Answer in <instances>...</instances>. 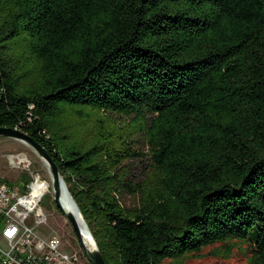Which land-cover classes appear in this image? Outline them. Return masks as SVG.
I'll use <instances>...</instances> for the list:
<instances>
[{
    "label": "trees",
    "instance_id": "obj_1",
    "mask_svg": "<svg viewBox=\"0 0 264 264\" xmlns=\"http://www.w3.org/2000/svg\"><path fill=\"white\" fill-rule=\"evenodd\" d=\"M0 127L47 150L106 264H264V0H0Z\"/></svg>",
    "mask_w": 264,
    "mask_h": 264
},
{
    "label": "rangeland",
    "instance_id": "obj_2",
    "mask_svg": "<svg viewBox=\"0 0 264 264\" xmlns=\"http://www.w3.org/2000/svg\"><path fill=\"white\" fill-rule=\"evenodd\" d=\"M113 118V117H112ZM114 119V118H113ZM116 125L124 128L123 137L129 141V146L135 156L128 158L123 162L124 170L126 171L127 182L138 183L144 180V177L148 173L149 157L147 156V146L144 140L143 130L140 126H137L130 119L115 118ZM135 127V128H134ZM130 134V138L127 134ZM127 154L131 152L127 149ZM24 157L30 162V170L24 168L25 162L11 163V159L17 160V158ZM30 172L35 173L38 179L44 181L47 184L46 193H44L40 207L46 216V223L42 226H38L35 230L47 237H56L60 240L62 248L68 252L75 253L80 256L81 264H88L89 262L84 257L81 248L76 240L75 234L71 226L66 222L61 213L56 209L51 190V181L49 173L42 163V161L36 156V154L24 143L11 139L0 137V179H4L13 184V187L18 191H21V187L27 182L30 183ZM26 176L25 183L20 185L15 184L18 181L20 175ZM49 189V190H48ZM120 202L126 208H131L136 205V200L127 193H123L120 197ZM29 223L28 221L26 222ZM79 257V258H80ZM86 263H85V262ZM193 264H244L239 261L235 256L228 260H211V259H200L192 261Z\"/></svg>",
    "mask_w": 264,
    "mask_h": 264
},
{
    "label": "built area",
    "instance_id": "obj_3",
    "mask_svg": "<svg viewBox=\"0 0 264 264\" xmlns=\"http://www.w3.org/2000/svg\"><path fill=\"white\" fill-rule=\"evenodd\" d=\"M26 119L31 121V113ZM16 158L11 163L25 162L23 167L30 170L27 159ZM36 175L30 172L31 181L21 191L0 183V264H81V257L64 250L58 238L45 237L35 230L47 221L40 207L44 193L37 186Z\"/></svg>",
    "mask_w": 264,
    "mask_h": 264
},
{
    "label": "water",
    "instance_id": "obj_4",
    "mask_svg": "<svg viewBox=\"0 0 264 264\" xmlns=\"http://www.w3.org/2000/svg\"><path fill=\"white\" fill-rule=\"evenodd\" d=\"M0 137L15 139L24 143L42 161L50 176L52 199L54 205L56 209L61 213L63 218L66 220V222L71 226L84 257L90 264H106L87 228L86 223L84 222L80 214V211L75 201L72 199L67 189V186L59 172L57 165L55 164L51 156L48 154L47 150L41 144L35 141L31 136L19 129L0 127ZM62 190L66 193V195H68L70 201L74 206L77 216L74 215L72 211H64V209L62 208ZM79 222L81 223V225H79ZM85 236L93 242V247L89 244L87 245L85 241Z\"/></svg>",
    "mask_w": 264,
    "mask_h": 264
},
{
    "label": "bare ground",
    "instance_id": "obj_5",
    "mask_svg": "<svg viewBox=\"0 0 264 264\" xmlns=\"http://www.w3.org/2000/svg\"><path fill=\"white\" fill-rule=\"evenodd\" d=\"M37 186H39L42 193H46L47 184L44 181L38 179ZM61 205H62V208L64 209V211H72L73 214L76 215V211L74 209L72 202L70 201L68 195H66V193L63 190L61 192ZM79 225H81L80 222H79ZM85 241H86L87 245L89 244L90 246L93 247V242L89 238H86V236H85Z\"/></svg>",
    "mask_w": 264,
    "mask_h": 264
},
{
    "label": "snow or ice",
    "instance_id": "obj_6",
    "mask_svg": "<svg viewBox=\"0 0 264 264\" xmlns=\"http://www.w3.org/2000/svg\"><path fill=\"white\" fill-rule=\"evenodd\" d=\"M9 235H11V233H9Z\"/></svg>",
    "mask_w": 264,
    "mask_h": 264
}]
</instances>
